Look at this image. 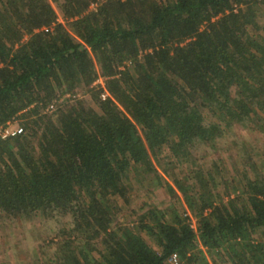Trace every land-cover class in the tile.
Returning a JSON list of instances; mask_svg holds the SVG:
<instances>
[{
  "label": "trees",
  "instance_id": "16d2710c",
  "mask_svg": "<svg viewBox=\"0 0 264 264\" xmlns=\"http://www.w3.org/2000/svg\"><path fill=\"white\" fill-rule=\"evenodd\" d=\"M263 2L0 0V128L25 118L22 133L0 136V211L70 214L88 243L65 264H90L95 240V264H210L205 248L224 264H264V161L240 154V187L217 162L192 170L191 187L172 171L237 124L264 130ZM81 83L98 109L76 98ZM167 151L176 201L112 228L113 197L129 202L132 174L162 187L153 159Z\"/></svg>",
  "mask_w": 264,
  "mask_h": 264
},
{
  "label": "rangeland",
  "instance_id": "374dc122",
  "mask_svg": "<svg viewBox=\"0 0 264 264\" xmlns=\"http://www.w3.org/2000/svg\"><path fill=\"white\" fill-rule=\"evenodd\" d=\"M96 8L97 3H93L89 11ZM258 13L260 22L264 24V2L258 6ZM59 21L67 24V21L60 13ZM101 81L104 83L102 78L96 81L95 85H101ZM84 90V84L81 83L77 90L76 98L86 99L93 107L98 109L90 92H84ZM64 99L65 97L62 96L60 102H65ZM44 110L52 113V111H49L50 109ZM27 119L30 118L28 117ZM24 121V117L18 118L13 121V126H23L22 122ZM191 151L192 155L188 166L187 162L184 161L180 166L177 165L178 167L172 168L174 174L182 179L187 187H191L195 182L192 170H196L200 166L209 172V168L211 169L216 162L218 163L217 167L222 169L225 179L240 187L245 172L243 166L246 167L240 154L245 157L252 155L258 163L264 161V130L254 123L248 126L237 124L231 130H228L227 134L217 140L215 147L204 143L192 147ZM168 154L169 152L167 151L153 159L162 176V187L156 188L154 184L149 183V180L138 181L132 174L129 202H125L119 196L113 197L115 216L112 228L136 223L139 220V215L150 208L151 204L158 206L159 209H165L171 202L176 201L177 198L172 196L167 186L168 182L174 187L175 184L171 177L167 176L161 169L162 163L166 165L168 161H172V157L169 158ZM171 163L174 162L172 161ZM214 174H218V169H214ZM250 174L253 175L254 172L251 171ZM175 189L180 196V201H182L181 206L179 205V211L186 213L196 227L197 217L186 205L183 193L177 187ZM214 191L221 194V198L224 201L228 200V196L224 193L226 188L223 182L219 180V174L218 185L215 186ZM75 227L76 223L70 214H58L52 217L35 213L17 218L0 211V264H65V256L71 250L86 249V242L88 243V240L83 239L79 231L75 230ZM255 236L264 240V232H259ZM94 243H96L95 246L97 248L90 250L88 253L90 264H95L96 261L101 260L103 250L102 246L98 245L97 240ZM204 250L207 252L210 264H224L222 256H217V260H215L206 248ZM81 261L85 263L84 258Z\"/></svg>",
  "mask_w": 264,
  "mask_h": 264
},
{
  "label": "built area",
  "instance_id": "2783aa9c",
  "mask_svg": "<svg viewBox=\"0 0 264 264\" xmlns=\"http://www.w3.org/2000/svg\"><path fill=\"white\" fill-rule=\"evenodd\" d=\"M101 79L102 78H99L98 80H101ZM100 84H101L102 87L105 86V84L102 81H101ZM108 96H110V94L106 90V88L104 87V91L102 93V98L105 99ZM51 108H53V106H51ZM13 123L14 122H8L5 126L0 128V136L2 138H6V137H9V136H14V135L20 134V133H22L24 131V128L22 126L15 127V126H13ZM193 227H195L194 224H193ZM169 262H170V264H184V262L177 255L172 256L170 258Z\"/></svg>",
  "mask_w": 264,
  "mask_h": 264
}]
</instances>
